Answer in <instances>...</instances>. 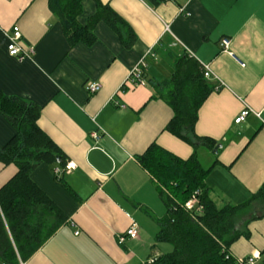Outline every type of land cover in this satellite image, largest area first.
<instances>
[{"label": "crops", "instance_id": "crops-1", "mask_svg": "<svg viewBox=\"0 0 264 264\" xmlns=\"http://www.w3.org/2000/svg\"><path fill=\"white\" fill-rule=\"evenodd\" d=\"M100 2L134 31L132 48L105 22L96 26L93 44L71 48L49 0H0V93L41 107L40 129L62 150L66 164H76L61 176L63 184L55 179L59 163L41 164L31 172L66 221L20 264H146L173 251L172 244L156 240L167 210L157 181L138 158L151 145L184 160L194 153L166 131L174 112L168 90L155 85L171 79L175 62L185 54L215 77L207 79L214 91L195 127L198 136L223 145L217 154L198 150L200 163L202 153L214 156L206 182L212 200L218 208L240 205L264 185V0ZM82 4L79 22L86 25L97 4ZM15 26L23 34V47L34 48L32 59L9 55L6 33ZM225 38L231 40L228 50L221 46ZM144 60L147 85L134 87L127 79ZM88 82L100 83L102 89L91 95ZM246 107L251 114L236 124ZM15 133L0 113V147ZM17 172L16 165L0 162V189ZM132 221L139 237L119 243ZM240 227L249 236L233 243L231 253L242 258L258 253L260 263L264 204L247 209Z\"/></svg>", "mask_w": 264, "mask_h": 264}, {"label": "trees", "instance_id": "trees-1", "mask_svg": "<svg viewBox=\"0 0 264 264\" xmlns=\"http://www.w3.org/2000/svg\"><path fill=\"white\" fill-rule=\"evenodd\" d=\"M94 1L97 12L82 25L79 18L83 0H49L50 10L59 18L70 47L81 42L93 44L96 26L105 22L126 48H132L137 38L131 27L100 0ZM150 1L159 4L165 0ZM155 85L168 90L166 99L174 112L166 131L191 145L194 153L184 160L151 145L138 158L157 181L167 210L156 240L173 246L172 252L146 264H234L230 247L249 236L240 227L241 222L253 204H264V185L245 203L218 208L206 183L213 166L201 165L198 150L213 152L220 142L195 132L199 110L214 91L205 78L204 66L185 54L175 62L171 79ZM41 110L32 102L0 93V113L16 130L10 141L0 147V162L18 167V172L0 189V264L26 262L66 221L62 210L31 179V172L41 164L57 167L60 159L62 168L66 166L62 150L38 125ZM55 179L63 184L62 178L55 175ZM196 193L198 205L187 211L184 206ZM259 264H264V259Z\"/></svg>", "mask_w": 264, "mask_h": 264}, {"label": "built area", "instance_id": "built-area-1", "mask_svg": "<svg viewBox=\"0 0 264 264\" xmlns=\"http://www.w3.org/2000/svg\"><path fill=\"white\" fill-rule=\"evenodd\" d=\"M170 1V0H165ZM168 30V27H167ZM6 38L8 40V53L11 57L17 58L19 61H24L28 59H32L35 50L33 47H30L28 49H25L22 45L23 42V34L18 26H15L12 28V30L9 33H6ZM231 45L230 39H223L221 42V46L224 50H228ZM147 68L146 61H142L139 65H137L130 73L127 83L131 84L134 87L139 86H145L147 85L146 79H145V70ZM205 78L206 79H213L215 78L214 75L211 73L208 67H205ZM221 87L218 86L217 90H219ZM102 89V85L97 82H88L86 84V90L89 92V94L93 95L98 93ZM251 110L249 107H246L245 110L241 112V114L236 118L235 123L240 124L251 114ZM95 140H100L101 136L98 133L93 134ZM76 168V164L73 162H69L66 164L63 168H56L55 169V175L60 177L63 174L70 173L72 170ZM198 205V198L197 193L192 197V199L187 202L184 206V208L187 211H193ZM76 234H79V232H76ZM139 237V226L135 221H132L129 229L127 232L118 237L119 243L123 244L127 240H135ZM260 260V254H254L249 257H234V264H258ZM23 264V263H21Z\"/></svg>", "mask_w": 264, "mask_h": 264}, {"label": "rangeland", "instance_id": "rangeland-1", "mask_svg": "<svg viewBox=\"0 0 264 264\" xmlns=\"http://www.w3.org/2000/svg\"><path fill=\"white\" fill-rule=\"evenodd\" d=\"M214 157L212 154L209 152H204L201 154V163L205 168H208L210 166V159ZM51 224V222H49Z\"/></svg>", "mask_w": 264, "mask_h": 264}, {"label": "water", "instance_id": "water-1", "mask_svg": "<svg viewBox=\"0 0 264 264\" xmlns=\"http://www.w3.org/2000/svg\"><path fill=\"white\" fill-rule=\"evenodd\" d=\"M222 148H223V145H222V144L217 145V146L215 147L213 153H214V154H217V153L219 152V150L222 149ZM58 163H59V164L61 163V160H60V159L58 160Z\"/></svg>", "mask_w": 264, "mask_h": 264}]
</instances>
